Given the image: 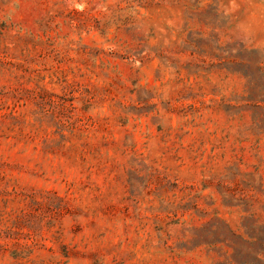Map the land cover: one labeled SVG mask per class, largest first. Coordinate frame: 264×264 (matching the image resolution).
Returning <instances> with one entry per match:
<instances>
[{"label":"rangeland","instance_id":"obj_1","mask_svg":"<svg viewBox=\"0 0 264 264\" xmlns=\"http://www.w3.org/2000/svg\"><path fill=\"white\" fill-rule=\"evenodd\" d=\"M0 264H264V0H0Z\"/></svg>","mask_w":264,"mask_h":264}]
</instances>
